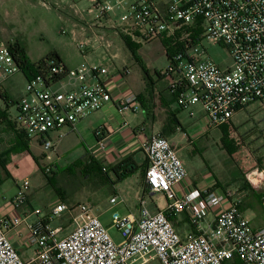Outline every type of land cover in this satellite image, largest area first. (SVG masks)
Segmentation results:
<instances>
[{"label":"built area","instance_id":"2783aa9c","mask_svg":"<svg viewBox=\"0 0 264 264\" xmlns=\"http://www.w3.org/2000/svg\"><path fill=\"white\" fill-rule=\"evenodd\" d=\"M93 1L99 23L113 21L116 13L120 23L114 20L115 30L146 42L166 35L178 38L177 31L186 29L169 68L161 75L173 77L171 83L179 88L177 103L182 109L197 104L202 107L207 128L228 127L236 113L254 104L264 111V0ZM197 32L199 38L193 40ZM205 43L226 47L232 67L222 69L213 62ZM86 46L83 43L79 49ZM20 71L10 44L0 36V84ZM128 73L126 67L113 80L103 65L82 63L66 70L49 62L40 74L27 80L19 101L17 122L23 134L54 152L52 133L74 128L110 103L123 115L136 113L140 103L134 94L123 87L115 91L111 86L112 81H123ZM109 128L101 126L95 136L110 132ZM143 151L147 160L145 183L151 195L165 197V209L152 213L143 194L138 200V217L114 214L113 226L122 238L116 243L92 208L80 205L72 229L62 235L67 228L52 227L51 222L61 218L68 206L59 203L49 213L40 208L31 214L17 213L27 203L31 189L28 178H17L12 203L16 212L0 216V264H148L152 260L161 264H264V226L252 227L240 204L231 199L232 191L216 184L183 190L188 176L185 164L161 134L151 135ZM105 152V142L99 140L90 154L98 160ZM46 158L52 159L50 155ZM101 167L103 171L109 169L104 162ZM46 171L53 169L47 167ZM253 174L259 177V186L252 182ZM248 179L262 195L264 208V164ZM119 201L114 196L110 203ZM30 215L36 220L31 221ZM183 215L191 226L185 237L172 220ZM21 227L26 231L21 235L23 246L33 249L27 262L9 237V232Z\"/></svg>","mask_w":264,"mask_h":264},{"label":"rangeland","instance_id":"374dc122","mask_svg":"<svg viewBox=\"0 0 264 264\" xmlns=\"http://www.w3.org/2000/svg\"><path fill=\"white\" fill-rule=\"evenodd\" d=\"M113 15V19L120 23L117 14ZM98 18L99 11L93 0H0V36L6 43H21L31 63L35 64L50 53L57 52L68 67L94 63L105 66L111 74L127 67L129 73L125 78L134 95H151L152 92H147L148 87L155 88L153 85L158 81L159 74L167 71L170 66L167 51L177 49L186 35V29L180 28L177 31L178 38L166 35L146 42L139 36L115 30L114 20L105 25L106 29L99 31L95 27L100 24ZM83 43H87V46L79 49ZM205 47L210 59L222 69L232 67L233 60L226 47L208 43H205ZM10 79L13 95L18 96L25 91L27 79L22 71ZM110 104L113 106V103ZM196 107L200 109L196 113L200 119L198 114L202 112V107ZM112 111L113 115L117 114L114 106L111 112L104 107L99 115L108 117ZM191 112L188 110L185 113V125L189 123ZM159 114L167 122L172 119L169 114ZM157 119L160 121V116L157 115ZM232 122L237 129L228 134L232 146L230 154L222 147V135L216 132L208 139L198 142L200 153H196L194 157L214 175L218 187L233 192L232 200L243 204L244 208L250 207L246 210V216L255 220L257 216L264 217V208L254 195L257 190L249 182L248 175L264 164V111L257 104L251 105L236 113ZM94 134L93 128L71 134L60 143L57 142V153L46 151L32 139V149L41 168L50 167L55 172V187L48 184V179L41 171L28 177L35 192L36 206L44 213H49L56 200L64 198L68 211L51 222L52 227L67 228L62 235L72 229V219L79 214L80 205H87L99 217L112 239L119 243L122 240L121 232L113 226V215L137 214L139 198L136 200V193L142 186L145 188L143 194L150 211L165 209L167 202L162 194L151 195L142 171L119 183L113 173L106 175L97 172L96 167L90 173H84L86 168L78 164L84 159L88 160L86 149L95 142ZM49 155L51 160L46 158ZM186 163L187 168L192 171L193 166L188 159ZM251 180L259 186L260 180L256 174L251 176ZM6 182L5 192L9 196L15 186L11 179ZM56 188L60 194L56 192ZM115 188L120 191V198L124 200L112 205L110 200L115 196ZM148 264L161 263L152 260Z\"/></svg>","mask_w":264,"mask_h":264},{"label":"crops","instance_id":"0c3cea01","mask_svg":"<svg viewBox=\"0 0 264 264\" xmlns=\"http://www.w3.org/2000/svg\"><path fill=\"white\" fill-rule=\"evenodd\" d=\"M105 25H107V23L102 22L95 27L100 31L101 29H106ZM81 64L82 63L79 65ZM79 65L67 67L68 69H72ZM117 74L118 73H110L111 78L113 77L114 80L117 78ZM11 85V79L0 84L1 93L5 97L4 100L0 95V216H11L16 212L12 204L17 193L16 179L25 177L29 179L28 176L37 173L38 171L42 172L40 163L32 149V144L34 143L32 141L33 138L28 139L25 137V134H23L17 122L19 113L18 104L25 91L21 92L18 96H15L11 93ZM111 86L115 91L121 90L123 87L125 91L134 94L130 85L126 81V78L123 79V81H112ZM154 87L151 95H134L140 103V109L136 113H127L123 115L117 110L113 103V106L117 110V114L115 115H113L112 111L108 117H102L99 115L100 110L91 114L86 120L79 122L74 128L65 127L61 131L52 133L50 137L55 143L54 152L57 153L58 143H60L61 140L68 138L71 134L80 133L89 128H93L96 133L101 126L105 125L111 127L109 128L111 131L102 132L98 138L94 134L95 142H92L86 149L88 159H93L90 154L91 150L97 149L98 141L103 140L106 145V152L99 157L98 160L93 159L100 166L101 163L104 162L109 168H111L129 157H133L137 163L138 160H140L141 162L138 164L141 165L146 161L143 144L151 135L161 134L169 140L170 144L177 151L185 164L188 176L187 180L182 184L183 190H191L195 187L204 189L210 184H216L218 187L214 175H211L207 168H203L200 161H198L194 155L200 153V150L197 147L198 142L203 139H208L210 135H213L216 132H219L223 137V129L207 128L203 109L202 112L198 114L200 119L196 116V113L200 111L196 105L187 110L182 109L177 103V98H174L166 91L167 86L165 78H161L160 80L158 78ZM113 106L108 104L105 106V109L111 112ZM188 110L192 112L189 115V123L185 125V113H187ZM160 112L166 113L167 115L169 114L175 123L168 125L166 118L160 115ZM157 115L160 116V121L157 119ZM232 120L231 124L224 128L225 132L228 134L236 132L237 129ZM61 135H63L62 138ZM222 137L220 138L221 140ZM27 139L29 140L27 141L28 149L23 144ZM35 140L42 146L40 140ZM187 159L193 166L192 171L187 168ZM85 161L87 162V160L84 159L83 162ZM9 179L13 181L15 188L8 196L5 192V187L7 183L6 181ZM144 189V186H142L141 189L137 191L136 200L143 195ZM114 195L120 198V191L117 188H115ZM120 200L123 201L124 199L120 198ZM59 203L65 202L60 198V200L55 201V205ZM38 208L39 207L36 206L35 192L31 188L27 203L20 208L17 213L31 214L34 209ZM151 211L152 213H155L160 210L152 209ZM138 214L139 211L137 214L130 213L128 215L138 217ZM244 214L246 216V211H244ZM30 220L35 221L36 218L33 215H30ZM248 220L250 219L248 218ZM250 222L254 229H260L264 226V217L257 216L255 220H250ZM174 223L182 237H185L191 230L186 215L175 219ZM25 232V228L21 227L15 231L9 232V237L19 251L22 259L27 262L33 256V249L23 246L21 235L25 234Z\"/></svg>","mask_w":264,"mask_h":264},{"label":"trees","instance_id":"16d2710c","mask_svg":"<svg viewBox=\"0 0 264 264\" xmlns=\"http://www.w3.org/2000/svg\"><path fill=\"white\" fill-rule=\"evenodd\" d=\"M199 38V32H197V34L192 36V39H198ZM10 49L12 51V54L14 56V60L17 63V65L20 67L22 73L25 75L27 80H30L33 77H36L38 74H40L41 70H44L47 68L48 63L49 62H53L54 64H56L57 67L59 66H64L65 69L67 70V66L65 65L63 59L61 58V56L57 53V52H52L50 53L47 57H45L44 59L40 60L37 63H31L28 58H27V53L24 49V47L21 45V43H19L18 41H16L13 44H10ZM178 51V47L176 50H172V51H167V58L168 60H172V57L175 53H177ZM161 78H165L166 81V91L169 92L174 98H177V93L179 91V88H176L172 85V79L173 77L169 78V77H165L161 74H159V80ZM63 79V77L61 78H57L56 82H59ZM154 86V85H153ZM150 89L153 88H149L147 89L148 94H151L152 91H150ZM0 95L1 97L5 100V97L2 95L1 90H0ZM173 119V118H172ZM172 119L169 120V125L175 123ZM223 137H222V147L224 149H226L229 154H230V150H231V143L229 142L228 139V133L225 132V130L223 129ZM25 137H27L25 135ZM29 139V138H28ZM26 140L25 142H23L24 146L28 149V142L29 140ZM84 166L86 168V170L84 171V173H90L91 169L96 167L97 168V172L100 173H104L106 175H108L109 173H113L116 176V182H122L125 179L133 176L134 174H136L137 172L142 171L143 172V176H144V180H145V170L147 167V160L139 165L135 159L133 157H129L123 161H121L120 163H118L117 165L107 169V171H103V168L93 159H88L87 162H81L78 164V166ZM43 174L46 176V178L48 179V183L52 186L55 187V179H54V175L55 172H47L46 169L41 168ZM56 192L58 194H60V191L58 188H56ZM255 197L257 198V200L262 204V195L258 194L256 191L254 192ZM63 197H61V200L63 201ZM240 209L242 210V212L246 211L249 208H244L243 204H240ZM173 221L175 219H172Z\"/></svg>","mask_w":264,"mask_h":264}]
</instances>
